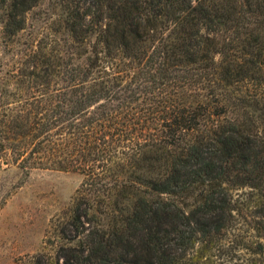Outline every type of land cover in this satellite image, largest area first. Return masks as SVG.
<instances>
[{"label":"trees","instance_id":"obj_1","mask_svg":"<svg viewBox=\"0 0 264 264\" xmlns=\"http://www.w3.org/2000/svg\"><path fill=\"white\" fill-rule=\"evenodd\" d=\"M45 1L0 0V164L83 180L24 264H212L238 190L264 202V0H48L29 30Z\"/></svg>","mask_w":264,"mask_h":264},{"label":"rangeland","instance_id":"obj_2","mask_svg":"<svg viewBox=\"0 0 264 264\" xmlns=\"http://www.w3.org/2000/svg\"><path fill=\"white\" fill-rule=\"evenodd\" d=\"M49 1L30 12L29 30L42 32L51 18ZM0 3V66L5 71L16 60L14 48L3 45L4 14ZM25 32L22 42L28 41ZM27 43L18 45L17 52ZM83 180L75 171L33 169L29 174L6 162L0 164V264H24L42 250L52 247L57 240L54 224L68 210ZM261 193L250 188L235 194L237 210L225 246L208 251L206 261L219 264L236 257H252L254 249L264 250V202ZM260 235V236H259ZM208 261V262H209Z\"/></svg>","mask_w":264,"mask_h":264}]
</instances>
